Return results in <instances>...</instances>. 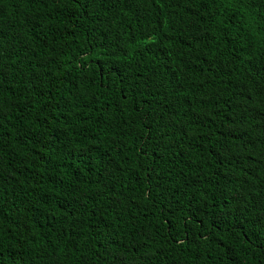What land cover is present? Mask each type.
<instances>
[{
    "label": "trees",
    "instance_id": "trees-1",
    "mask_svg": "<svg viewBox=\"0 0 264 264\" xmlns=\"http://www.w3.org/2000/svg\"><path fill=\"white\" fill-rule=\"evenodd\" d=\"M0 264H264V0H0Z\"/></svg>",
    "mask_w": 264,
    "mask_h": 264
}]
</instances>
